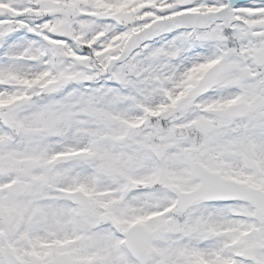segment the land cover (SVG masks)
I'll list each match as a JSON object with an SVG mask.
<instances>
[{"label":"snow or ice","instance_id":"snow-or-ice-1","mask_svg":"<svg viewBox=\"0 0 264 264\" xmlns=\"http://www.w3.org/2000/svg\"><path fill=\"white\" fill-rule=\"evenodd\" d=\"M0 264H264V0H0Z\"/></svg>","mask_w":264,"mask_h":264}]
</instances>
